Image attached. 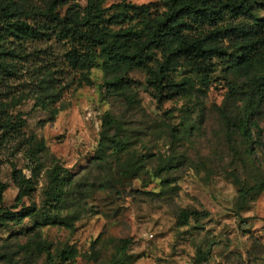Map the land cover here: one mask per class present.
Listing matches in <instances>:
<instances>
[{"label": "rangeland", "instance_id": "obj_1", "mask_svg": "<svg viewBox=\"0 0 264 264\" xmlns=\"http://www.w3.org/2000/svg\"><path fill=\"white\" fill-rule=\"evenodd\" d=\"M16 1L39 10L47 2ZM162 1L103 0L102 7ZM74 3L86 0H66L60 15ZM5 45L18 57H8L10 70L0 78L2 200L10 205L16 196L14 167L33 180L22 206L35 213L0 223V264H108L124 239L129 264H264V147L249 151L234 127L251 82L264 83V66L232 69L215 60L206 84L178 68L168 77L190 78L188 91L159 102L145 69L107 66L99 51L82 75L67 64L64 41ZM117 76L129 84L108 89ZM257 97L252 120L264 141V92ZM107 115L118 122L108 135L117 132L122 143L99 158ZM5 120L16 130L3 127ZM55 163L73 174L60 202L48 187ZM186 209L199 217L180 225ZM47 214L68 225L44 224Z\"/></svg>", "mask_w": 264, "mask_h": 264}, {"label": "trees", "instance_id": "obj_2", "mask_svg": "<svg viewBox=\"0 0 264 264\" xmlns=\"http://www.w3.org/2000/svg\"><path fill=\"white\" fill-rule=\"evenodd\" d=\"M65 1L47 0L39 10L21 6L16 0H0V78L10 70L8 57H18L7 48L6 42L51 38L66 42L65 60L82 75L91 66L97 51L107 66L145 69L147 83L159 102L188 91L190 78L175 81L168 77L178 68L196 72L201 84H206L214 71L215 60L232 69L264 66V15L257 17L254 13L256 9L264 13V0H163L160 5L116 3L106 8L102 7L103 0H86L85 6L70 4L60 15L58 9ZM107 10L113 11L106 14ZM128 84L126 77L117 76L108 80L106 87L121 91ZM251 85L243 116L234 124L249 151L255 145L264 147L262 130L252 120L260 105L257 95L264 92V83L251 82ZM112 126H118L117 120L104 116L97 150L99 158L107 148L122 143L117 132L108 135ZM3 127L16 130L9 120H5ZM12 168L17 193L10 205H5L2 193L7 185L0 181V223L20 222L35 213L33 205L22 206L23 199L34 187L32 178ZM48 177V187L56 201L69 197L67 190L73 174L55 163ZM44 217V224L68 225L57 214ZM190 217L198 219L199 212L181 211L178 223L186 224ZM118 243L121 254L108 264H129L128 240ZM63 253L66 257L71 255L70 251Z\"/></svg>", "mask_w": 264, "mask_h": 264}]
</instances>
